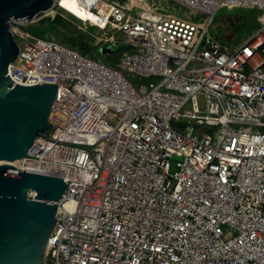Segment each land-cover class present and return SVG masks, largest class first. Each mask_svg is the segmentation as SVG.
Wrapping results in <instances>:
<instances>
[{"label": "built area", "instance_id": "obj_1", "mask_svg": "<svg viewBox=\"0 0 264 264\" xmlns=\"http://www.w3.org/2000/svg\"><path fill=\"white\" fill-rule=\"evenodd\" d=\"M79 1L93 45L123 49L113 64L12 31L13 86H58L52 128L15 165L66 183L44 264H264V24L232 50L209 33L219 9L264 0H169L186 17L161 0ZM60 12L54 0L45 16ZM139 77L157 81L142 93Z\"/></svg>", "mask_w": 264, "mask_h": 264}, {"label": "water", "instance_id": "obj_2", "mask_svg": "<svg viewBox=\"0 0 264 264\" xmlns=\"http://www.w3.org/2000/svg\"><path fill=\"white\" fill-rule=\"evenodd\" d=\"M53 6L54 0H0V264L45 263L48 238L58 221L57 201L66 189L60 176L19 171L3 162L27 156L35 139L53 126L49 114L57 84L13 86L8 75L20 51L14 23H43Z\"/></svg>", "mask_w": 264, "mask_h": 264}, {"label": "rangeland", "instance_id": "obj_3", "mask_svg": "<svg viewBox=\"0 0 264 264\" xmlns=\"http://www.w3.org/2000/svg\"><path fill=\"white\" fill-rule=\"evenodd\" d=\"M160 5L167 10L168 13H177L182 17L188 16L186 9L180 8L177 4L169 0H161ZM56 13V12H55ZM68 17L67 22L63 25H55L52 19L46 20L43 23H30L21 20L16 27H21L25 30H32V32L42 38L62 39L63 42L70 46L77 48L83 54H94L95 56H104L106 53L100 52V47L93 45L95 43L97 32L92 28H82L78 20ZM198 18V17H193ZM264 24V10L256 7H236L232 10L221 8L216 12V17L213 20L209 33L219 40L224 46L232 50L239 41L250 37L260 26ZM117 40H121L120 34L116 33ZM232 38V39H231ZM113 53L108 54L106 60L114 63L118 60L120 52L123 51L119 46L113 48ZM157 81L156 78H137L134 83L140 85V91L145 93L148 90V83L150 81ZM194 124V123H193ZM196 128L202 133H211L207 126L196 125ZM201 134V133H200ZM178 157H173L172 161L179 160Z\"/></svg>", "mask_w": 264, "mask_h": 264}, {"label": "bare ground", "instance_id": "obj_4", "mask_svg": "<svg viewBox=\"0 0 264 264\" xmlns=\"http://www.w3.org/2000/svg\"><path fill=\"white\" fill-rule=\"evenodd\" d=\"M60 6L64 8V10L67 11V13H70V15L75 16V18L78 19L80 22H84L85 24L88 25V28H92L96 32H100V28L95 29L94 28V13L89 10L87 7L83 6L79 0H56ZM16 33L19 36H27L29 34H32L31 32H28L27 30L17 27ZM5 163H11L12 165H18L19 162L14 161V162H8V161H3Z\"/></svg>", "mask_w": 264, "mask_h": 264}, {"label": "trees", "instance_id": "obj_5", "mask_svg": "<svg viewBox=\"0 0 264 264\" xmlns=\"http://www.w3.org/2000/svg\"><path fill=\"white\" fill-rule=\"evenodd\" d=\"M52 22H53L55 25H58V24L63 25L64 23L67 22V19H66L64 16L60 15V14H56V15L53 17ZM27 30H28V29H27ZM28 31L31 32L32 34H34V33L32 32V30H28ZM34 35H35V34H34Z\"/></svg>", "mask_w": 264, "mask_h": 264}]
</instances>
